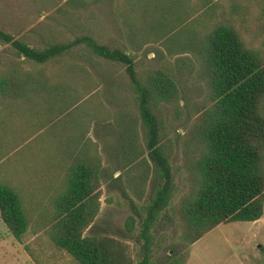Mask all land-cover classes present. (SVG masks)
Instances as JSON below:
<instances>
[{"label":"trees","instance_id":"1","mask_svg":"<svg viewBox=\"0 0 264 264\" xmlns=\"http://www.w3.org/2000/svg\"><path fill=\"white\" fill-rule=\"evenodd\" d=\"M137 11L141 13L139 17L123 23L130 51L113 37L99 39L83 32L61 37L51 33L47 42L35 45L13 38L8 31L0 29V41L10 42L20 55L36 63L33 69L24 68L11 59L0 68V104L12 103L10 101L25 95L30 87L50 85L49 77L53 74H46L48 66L58 74L80 69L62 59L66 52L80 44L123 66L118 84L132 93V105L110 111L97 103L96 111L88 110L87 117L99 119L106 109L105 117L115 127L125 163L147 151L151 163L136 169L134 174L128 175L127 181H145L148 174L155 173L154 192L150 200L140 206L142 214L137 227L134 215L126 216L124 226L129 233L136 232L140 241V257L134 264H154L151 260L155 245L153 228L166 206L175 210L180 238L188 243L220 222L250 221L261 216L264 205V54L247 45L229 22L220 21L203 33L198 31L197 37L192 34V37L171 38L176 30L169 33L170 29L162 30L158 23L147 21L153 9L144 10L147 13L140 8ZM153 40L168 44V50L191 53L196 61L197 79L205 87L204 95L192 105L193 118L181 137V162L190 186L173 205L169 202L176 188V170L170 161L173 140L165 134L163 104L178 112L180 95L176 81L167 71L160 67L137 66L135 52ZM90 92L92 90L87 93ZM8 104L5 108L11 107L12 104ZM76 134L84 135L79 130ZM141 135L144 144L140 141ZM3 146L0 143V159L6 155ZM127 150L134 151V156H127ZM142 159L145 158L139 161ZM100 193L99 189L83 190L70 203L59 207L45 220L48 237L78 264H131L125 245L115 237L84 233L99 210ZM30 208L13 187L0 179V218L17 239L32 226ZM260 246L264 251V245Z\"/></svg>","mask_w":264,"mask_h":264},{"label":"rangeland","instance_id":"2","mask_svg":"<svg viewBox=\"0 0 264 264\" xmlns=\"http://www.w3.org/2000/svg\"><path fill=\"white\" fill-rule=\"evenodd\" d=\"M139 8L143 13L153 9L147 21L158 23L162 30L170 29L169 33L176 30L171 38L192 37V34L197 37L198 31L203 33L220 21L229 22L247 45L264 54V0H0V29L8 31L13 38L35 45L47 42L51 33L73 37L77 32H83L99 39L113 37L127 47L123 23L128 24V20L139 17ZM141 20L143 23L142 16ZM167 46L153 40L136 51L135 56L139 68L160 67L174 78L179 88V111L163 104L165 134L173 140L170 161L176 170V188L169 202L173 205L190 186L188 173L181 162V137L193 118L192 105L204 95L205 87L195 74V57L188 52L169 51ZM127 50L130 51L128 47ZM11 59L24 68L36 67V63L20 55L10 42L0 41V68ZM62 59L80 69L58 74L48 66L46 74H53L49 77L50 85L30 87L25 95L10 101L11 107L5 108L9 102L0 104V127H11L13 133L17 131L21 136L20 142L9 139L2 142L8 157L16 156L29 144L30 149L34 148L45 141L54 128L69 131L74 123L79 132L85 134L92 119L87 117V111H96L97 103L110 111L132 105V93L118 84L123 72L121 64L97 55L84 44L74 46ZM90 90L92 92L87 93ZM102 135L105 132L99 131L95 136L100 138ZM106 135L108 139L116 138L117 132L108 131ZM43 151L47 150L44 148ZM154 175L148 174L145 181L126 182L125 179V188L105 186L101 209L91 227L84 232L103 233L121 241L131 264L140 257V241L136 232L129 233L125 229L124 220L127 215H134L137 227L142 214L140 206L148 202L154 192ZM27 205L31 207L32 226L20 235V239L10 233L0 218V264H78L52 243L44 227L46 222L36 219L41 216H35V213L51 206ZM136 212L140 214L136 215ZM174 213L175 210L166 206L153 228L155 245L151 260L154 264H240L242 260L245 264H253L255 255H263L256 248L264 245L262 223L220 222L195 242L188 243L180 238ZM35 229L39 230L34 232ZM32 233L36 235L31 237Z\"/></svg>","mask_w":264,"mask_h":264},{"label":"crops","instance_id":"3","mask_svg":"<svg viewBox=\"0 0 264 264\" xmlns=\"http://www.w3.org/2000/svg\"><path fill=\"white\" fill-rule=\"evenodd\" d=\"M105 115L106 109L102 111L99 119H91L84 135L76 134L78 128L74 123L69 131L65 128H54L47 139L36 144L34 148L30 149L29 144L16 156L8 157L6 154L0 159V179L13 187L24 203L36 207L44 204L51 206L48 210L35 213V216H41L36 218L40 222L51 218L59 207L70 203L86 189L101 191L98 198L100 210L105 186L110 188L121 185L125 188L126 174L132 175L139 167L144 168L147 163H151L146 150L131 162L123 161L118 136L107 138L106 132L115 131V127ZM99 131L105 132V135L100 138L95 136ZM7 139L20 142L21 136L4 125L0 127V143ZM140 141L145 143L143 135L140 136ZM18 147L19 144L14 150ZM44 148L47 151H43ZM126 154L133 157L134 151L127 150ZM141 157L146 160L139 161ZM94 219L85 231L91 227ZM249 222L255 225L264 224V209L259 218ZM35 235L36 233H32L31 237ZM256 248L263 255H255L253 264H264V251L259 245ZM240 264H245V260L240 261Z\"/></svg>","mask_w":264,"mask_h":264}]
</instances>
